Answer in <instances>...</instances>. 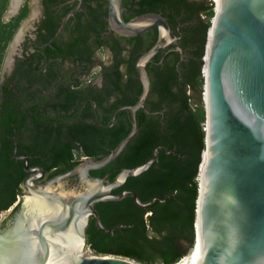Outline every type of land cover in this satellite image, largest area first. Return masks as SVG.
<instances>
[{
    "label": "trees",
    "instance_id": "trees-1",
    "mask_svg": "<svg viewBox=\"0 0 264 264\" xmlns=\"http://www.w3.org/2000/svg\"><path fill=\"white\" fill-rule=\"evenodd\" d=\"M44 1L52 5L58 0ZM73 5L62 6L57 16L46 15L41 41L54 34L59 18ZM6 6L7 0H0V70L7 45L29 10L25 1L15 16L4 21ZM145 12L167 19L182 51L172 44L146 63L151 91L144 107L136 111V134L112 162L90 173L112 180L122 168L149 160L160 145L155 161L114 192L133 189L144 203L156 196L169 197L146 207L130 193L119 200L95 202L104 227L120 226L103 231L91 216L86 237L97 255H121L142 264H176L195 241L206 125L202 69L215 0H124L125 19ZM72 19L69 37L57 53L70 61L66 79L58 80L51 67L41 72L42 65L31 55L20 60L11 75L0 78V216L10 207L12 216L19 208L18 195L27 176L22 159L13 155L15 137L18 154L28 155L30 166H42L43 179H48L71 169L84 156L107 155L131 129L128 109H120L113 122L111 117L140 96L135 61L157 40V27L131 36L108 30L107 0H84L83 9L68 21ZM50 46L45 48L48 53ZM106 47L111 52L108 61L95 56V50L104 53ZM53 80H57L55 90L47 92Z\"/></svg>",
    "mask_w": 264,
    "mask_h": 264
},
{
    "label": "water",
    "instance_id": "water-1",
    "mask_svg": "<svg viewBox=\"0 0 264 264\" xmlns=\"http://www.w3.org/2000/svg\"><path fill=\"white\" fill-rule=\"evenodd\" d=\"M83 2L78 0L65 13L44 45L58 37L68 17ZM107 20L110 30L124 36L140 34L154 26L158 30L155 43L135 61L142 84L140 96L135 103L117 108L111 117L113 122L120 109H128L131 129L107 155L84 156L71 169L48 178L45 183L36 182L45 174L44 168L30 166L28 155L18 154L14 138L13 155L22 159L27 176L18 195L19 208L7 227L0 230V264H142L121 255L88 253L86 227L91 216L103 231L111 232L120 226L104 227L95 202L119 200L130 193L138 205L146 207L155 199L163 201L169 197L156 196L144 203L133 189L114 192L128 177L141 174L155 161L160 145L154 147L149 160L122 168L112 180L90 171L112 162L136 134V111L144 107L151 91L146 63L159 49L172 44L180 52L182 48L179 36L160 13L145 12L125 19L124 0H107ZM202 72L206 125L199 167L195 241L191 248L198 243L194 264H264V0L215 1ZM72 176L70 185L75 189L83 186L75 194L63 196L47 187ZM27 195L56 201L59 208L29 224ZM11 211L12 207L2 211L3 216ZM73 228L79 230L82 238L78 251L53 239Z\"/></svg>",
    "mask_w": 264,
    "mask_h": 264
},
{
    "label": "flooded vegetation",
    "instance_id": "flooded-vegetation-1",
    "mask_svg": "<svg viewBox=\"0 0 264 264\" xmlns=\"http://www.w3.org/2000/svg\"><path fill=\"white\" fill-rule=\"evenodd\" d=\"M15 1L16 2H14V0H7V6L2 17L4 21H7L12 16H15L19 12L25 1L28 4L29 10L27 15L20 21L19 26L17 27L11 41L7 45L5 55L3 57V61L1 64L0 78L2 79L6 75L8 76L11 75L14 69L17 67V63H19L20 60L24 59L28 55H31L35 60L37 59L39 60L38 61L39 65H42L41 72H44L47 69V67H51L53 71H56V74L58 75V80L66 79L69 73V66L71 65L70 61L68 60V58L65 57L61 58L57 56V53L58 54L61 53V50L59 51V49H61L60 44L66 41L69 37L70 27L74 24L75 21L74 19L68 21V19L76 11L73 14H71L66 20L62 31L60 32L58 37L54 40L57 41L56 43H53L54 41H52L48 45H44L49 38L46 41H41L39 34L45 32V29L43 27V20L46 18V15H48L49 12L51 15L57 16V13L59 12L62 6L66 4L69 5L70 3H74L76 5L78 0H58L55 4L52 5L45 3L44 0H15ZM83 5L79 9L80 11L83 9ZM64 15L65 13L59 18L58 20L59 24L57 28L61 24ZM107 28L108 30H110L109 26ZM14 44L17 45L16 47L17 51L15 53V56L12 58V60L9 63H6L8 52L11 48V45ZM47 46H50L52 48V50L49 51V53L45 50ZM61 47L62 50H65L64 46L61 45ZM94 54L95 56L98 57H101V55L103 54H108L109 55L108 60L111 58V52L107 47L105 48L104 53H101L99 50H95ZM5 65H7L6 67L7 69H5L6 71H3ZM56 81L57 80L51 81V83L47 87V92H54ZM73 177L74 176L70 177V179L72 180ZM39 180H41V178ZM39 180H37L36 182H38ZM12 216H10L9 213L8 216L4 218L5 221L3 226L0 223V230L7 227L9 221L12 219Z\"/></svg>",
    "mask_w": 264,
    "mask_h": 264
},
{
    "label": "bare ground",
    "instance_id": "bare-ground-1",
    "mask_svg": "<svg viewBox=\"0 0 264 264\" xmlns=\"http://www.w3.org/2000/svg\"><path fill=\"white\" fill-rule=\"evenodd\" d=\"M14 2L16 1L14 0ZM92 185L94 184L90 183V186ZM47 187L48 189L51 188L50 184L47 185ZM49 190H52V189H49ZM53 191H56L60 195H63V196L68 195L67 193H65L63 187L61 186L59 187L57 186L55 189H53ZM25 201H27L28 211L30 212L29 224H34L37 219L42 220L43 218L47 217L52 210H56L59 208L58 202L53 201V200H46L41 197H33V196L27 195L25 197ZM83 219L84 218H81L80 221H83ZM53 239L67 246L68 248L72 250H76V251H78L82 246L81 234L79 230L76 228L71 229L70 231L66 232L62 236L54 237ZM197 249H198V243L194 249H191L188 255L183 257L181 260H179L180 262H177L176 264H194L196 261V257H197Z\"/></svg>",
    "mask_w": 264,
    "mask_h": 264
},
{
    "label": "rangeland",
    "instance_id": "rangeland-1",
    "mask_svg": "<svg viewBox=\"0 0 264 264\" xmlns=\"http://www.w3.org/2000/svg\"><path fill=\"white\" fill-rule=\"evenodd\" d=\"M215 1H217V0H215ZM16 47H17L16 44L11 45V48H10V50H9V52H8V56H7V58H6V60H7L6 63H9V62L12 60V58L15 56V53H16V51H17ZM101 57H102L103 60L108 61V57H109V55H108V54H103V55H101ZM6 67H7V65L4 66L3 71H6V70H5V69H7ZM46 180H47V178H44V179H43V177H41V180H39L38 183H45ZM70 181H71L70 178H63V179H60V180H58V181H55V182L51 183V184H50V187H51V188H49V189H52V190H53V189H55L57 186H58V187L61 186V187H63L65 193H67V194H74V192H78V191H80V190L83 189V186H82V185H80L77 189H75L74 185H70ZM10 208H11V207H10ZM4 218H5V217L3 216V213H1L0 221H1L2 219H4ZM86 249H87L88 253H93L89 246H87ZM179 262H180V261H179Z\"/></svg>",
    "mask_w": 264,
    "mask_h": 264
}]
</instances>
